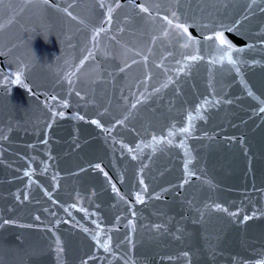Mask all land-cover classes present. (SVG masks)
Returning a JSON list of instances; mask_svg holds the SVG:
<instances>
[{
    "label": "water",
    "instance_id": "1",
    "mask_svg": "<svg viewBox=\"0 0 264 264\" xmlns=\"http://www.w3.org/2000/svg\"><path fill=\"white\" fill-rule=\"evenodd\" d=\"M261 261L264 0H0V264Z\"/></svg>",
    "mask_w": 264,
    "mask_h": 264
},
{
    "label": "snow or ice",
    "instance_id": "2",
    "mask_svg": "<svg viewBox=\"0 0 264 264\" xmlns=\"http://www.w3.org/2000/svg\"><path fill=\"white\" fill-rule=\"evenodd\" d=\"M117 7H119V5H117ZM140 8H141V10L144 11V12H147V11H148V9H147L146 7H144L143 5H140ZM165 19H167V18L165 17ZM181 27H182V29H183V31H184L185 33H188V28H187V26H185V25H181ZM208 38L211 39L212 37H208ZM215 38L219 41V43H220L221 45H226L227 48H228L229 50H232V49L235 48V46H234L230 41H228V40L225 38V36H224V34H223L222 32H217V33L215 34ZM235 50H236V51H242V49H235ZM229 59H231V58L229 57ZM20 82H21V81H20V78H19V73H17L15 83H20ZM205 103H207V102H205ZM81 119H82V117H81ZM192 119H193L192 116L189 115V116H188V121H189V125H190V126H191V121H192ZM93 123H99V122H98V121H93ZM182 131L187 132V131H189V129H188V128H185V129H182ZM170 135H172V133H170ZM154 139H155V137H154ZM96 167L99 168L100 165H96ZM217 207L219 208L220 206L217 205ZM223 210H224V211H227V209H223ZM245 219H247V217H245ZM260 264H264V261H261Z\"/></svg>",
    "mask_w": 264,
    "mask_h": 264
}]
</instances>
